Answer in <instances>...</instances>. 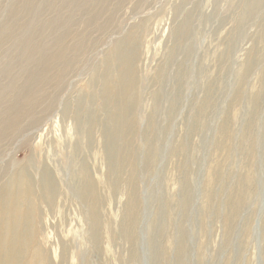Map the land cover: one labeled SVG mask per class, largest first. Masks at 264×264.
Listing matches in <instances>:
<instances>
[{
    "label": "rangeland",
    "instance_id": "obj_1",
    "mask_svg": "<svg viewBox=\"0 0 264 264\" xmlns=\"http://www.w3.org/2000/svg\"><path fill=\"white\" fill-rule=\"evenodd\" d=\"M252 1L0 0V234L3 220H27L24 264H264V7L248 18ZM14 8L11 41L2 30ZM131 43L127 124L115 145L102 125L91 140L80 118L92 107L102 123L110 109L96 77ZM39 47L68 64L49 86H37L38 64L26 71ZM172 57L175 75L162 78ZM199 69L214 82L204 115ZM246 148L252 158L241 157ZM78 150L87 175L76 172ZM43 167L57 180L50 195Z\"/></svg>",
    "mask_w": 264,
    "mask_h": 264
},
{
    "label": "bare ground",
    "instance_id": "obj_2",
    "mask_svg": "<svg viewBox=\"0 0 264 264\" xmlns=\"http://www.w3.org/2000/svg\"><path fill=\"white\" fill-rule=\"evenodd\" d=\"M262 4H263V0H253L251 3H248L245 7L246 11H245L244 15L246 17H248L250 14H253V13L257 14V12L260 11V9H261L259 6H262V9H263L264 5H262ZM96 8H98V6H94L93 9H96ZM17 10L18 9L14 8L12 11V15H14V20H15L14 23L13 24L7 23L2 30V34L7 35V37L3 36V39L7 38L8 40L12 41L13 39H16V37H17L15 30H16L17 26L20 24V20H21L20 19V13ZM97 13L99 14V9H98ZM188 13H189V11H188ZM245 16H243L242 18L245 19L246 18ZM186 17H188V15ZM186 17H185V19H187ZM25 23H26V21L23 22L22 25L24 26ZM0 33H1V30H0ZM176 33H177V37L181 38L179 40H181V41H183V39L187 40V39H185L186 35H185L184 29L177 28ZM263 33H264V29H263ZM60 42H61V39H56V43L59 44ZM132 47H133V44L131 43V44L122 45L119 48H117L114 51L113 55L110 58H108V60L106 61V72H104V74L102 76L96 77L97 82L101 83L100 85H101L102 89H101L100 93L102 95H106V97H104L105 100L108 101V103L106 104V107H108L110 109L107 110V112H106L107 116L102 123H99L98 118H97V112L92 107H89L85 116L80 118V123H79V127L81 128L80 130L91 134V136H90L91 140L94 139L98 129L102 125L103 129L105 130L106 140L107 139L113 140L114 145H115L118 141L119 131L122 130L123 126H125L127 124V120H128L127 116L129 114L130 106H131L130 103L133 102V96L131 95L130 90H129L131 83H132L131 61L133 58L132 53H133V49H134V47L133 48ZM185 49H186L185 54H187V56L190 55L192 52V47H191L190 43L188 42V40L186 42ZM37 50L39 51V53H38V51H36L35 53H33L31 56L28 57L30 59V61H28V62L25 61L27 58L24 60L25 65H26V71L30 70V69L34 71L36 65L38 64L39 66H41V71L39 72L40 77H39V80L37 82V86H40L42 84L49 86V85H51L57 81V79L59 78V76H61V73L65 70V68L67 67L68 64L62 66L61 68H58V61L55 59L54 51L52 49L39 47V48H37ZM174 51H177V50L173 49L172 53H174ZM72 52H75L74 48H73ZM36 54H37V56L34 57ZM175 55H176V52H175ZM173 58L174 57H172V60L168 63L167 67L163 70L162 78L166 79V78H170V76L175 75V73L172 74L170 72V66L176 60L177 57H175V60ZM181 65H183V66L185 65L184 60L180 61L178 63L177 73L180 71ZM249 68L250 67H247V68H245V70H248ZM52 70H54L53 75L50 78H45L44 77L45 74H47L48 72H50ZM199 71L201 72L199 74L200 79L202 80L201 85L203 87V90H205V94L203 95V98L201 99L203 104H204L203 108L201 110V113L204 115V114H206V110H207L208 106L212 103L211 99L213 98V96L211 95V93L209 91H211L212 88H214V86H213L214 82L209 81L210 77H208L207 75L206 76L203 75L202 69H199ZM34 76H35V72L33 74V77ZM242 77H243V74H241L240 77L238 78L239 79L238 84L243 82ZM179 80H180V77H179ZM177 83L182 85V83L178 80H177ZM58 84H60V83H58ZM219 84L221 85V83H219ZM30 85L31 84H26L24 86V88L27 89L30 87ZM253 97H251V102L248 104V113L245 116L246 120L251 118V115L249 113V109L258 103L257 98L255 97L253 99ZM241 98H242L241 95L235 96L234 102L238 103L241 100ZM175 108H176V106H173V110H175ZM22 110L23 109L19 107L15 111L17 114H21ZM254 115H255V112L253 113L252 116H254ZM195 120H197V119H195ZM246 124H248V122H246ZM251 124H252V121H251ZM4 125L0 121V129H3ZM194 126L195 125H193V128H194ZM4 133H5V131L3 129V134ZM220 133L222 136H224V134L227 133L225 127H223V126L221 127ZM116 134H117V136H116ZM84 138H85V136H84ZM0 139H1V137H0ZM80 141H81V139H80ZM180 146H182L180 151L184 150L187 147L186 141L183 140L180 143ZM121 147H122V145H120V148ZM80 149L86 150L85 147H81ZM83 154H84V151H83ZM83 154L81 151L78 150V156L81 159L78 161V170L76 172L80 176L81 175H87L86 171L88 168V164L90 163V159L87 157H84ZM239 155H240V153H239ZM242 156L252 158L253 157V151L250 153L249 148H246L244 150V152L241 153V157ZM114 158H115V156H114V154H112L109 157V160L112 161V159H114ZM116 170L117 169L112 168V177L113 178H115L116 173H118ZM23 175H24V172L21 171L20 172L21 179L19 181V185H22V186L25 184V177ZM11 181H14V180L12 179ZM111 181L113 182V179H111ZM56 182H57V180L53 176L52 168L51 167H43L42 172L40 174V182H39L40 186L42 187L43 194L50 195L52 192H51V190H49V187H52ZM85 184L88 185L87 186V192L93 198V196H94L93 186L90 183L88 184L87 181L85 182ZM238 197H237V202H238ZM237 202L235 204V208H237ZM6 209H7V207H6ZM7 212H8V209L6 210V215H7ZM92 219L94 221V232H96L97 231V229H96L97 223L99 220V211H98L97 207H95L94 205L92 206ZM1 222H2V215L0 212V225H1ZM26 224H27V220L26 219H24V220L20 219L19 216H17L16 219L13 221L3 220L4 231L2 234H0V264H24V261H26V259L28 258L29 245H26L23 242V238H24L23 227ZM95 237H97V236L95 235ZM30 264H36L35 258L30 261Z\"/></svg>",
    "mask_w": 264,
    "mask_h": 264
}]
</instances>
